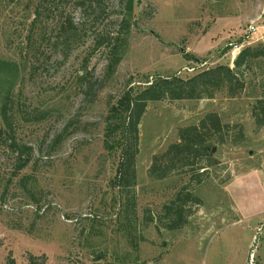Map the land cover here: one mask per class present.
<instances>
[{
    "label": "rangeland",
    "instance_id": "374dc122",
    "mask_svg": "<svg viewBox=\"0 0 264 264\" xmlns=\"http://www.w3.org/2000/svg\"><path fill=\"white\" fill-rule=\"evenodd\" d=\"M90 1L0 0V102L14 81L11 132L0 116L6 130L0 135V264L9 254L15 264H27V253L44 254L45 264H252L246 251L264 250V222L257 230L238 222L220 231L216 223L237 217L225 184L264 169V126L257 127L251 114L263 97L264 57L242 70L244 89L236 97L219 91L211 99L147 103L130 189L136 199L131 235L124 193L112 183L118 135H105V119L109 102L128 88L218 64L232 67L242 48L264 46V15L257 19L264 0H131L130 9L129 0ZM37 4L42 21L31 26ZM66 18L74 28L61 43ZM252 21L258 26L253 33ZM207 113L229 125L227 143L213 145L214 165L193 187L200 204H188L186 223L168 230L155 215L188 174L155 179L148 169L154 155L178 141L181 128ZM8 134L32 149L29 165L16 175ZM144 214L154 218L145 226Z\"/></svg>",
    "mask_w": 264,
    "mask_h": 264
},
{
    "label": "trees",
    "instance_id": "16d2710c",
    "mask_svg": "<svg viewBox=\"0 0 264 264\" xmlns=\"http://www.w3.org/2000/svg\"><path fill=\"white\" fill-rule=\"evenodd\" d=\"M38 1V0H37ZM99 4V0H91L89 4ZM131 8V0L128 9ZM41 6L35 5L33 8V18L31 26L42 21ZM58 37H62L61 43L66 42L67 37L72 32L73 22L71 18H66ZM118 39V38H116ZM57 43V42H56ZM117 47L113 46L112 52H116ZM228 47L224 48V52ZM264 57V46H246L242 48L233 60V66L225 64L205 68L192 76L181 78L179 76L157 77L152 81H146L140 90L128 88L123 91L114 102H109L106 122V136L114 137L118 135V140L112 141V147L120 149V160L117 166L113 184L119 187L124 193L123 214L125 225L129 235L136 219V199L134 193H130L135 184V156L137 154L138 125L145 111L147 103L150 101H160L164 99H211L219 91H225L229 97H236L244 89V79L242 70L251 67V63L257 57ZM188 57V56H187ZM11 64V63H10ZM35 71L32 63L29 73ZM84 78L83 76L79 77ZM12 82H7V88L1 96L0 116L7 129L12 131ZM91 91V86L87 84L85 92ZM263 97L258 98L252 106L251 114L257 127L264 126V92ZM229 125L222 123L216 113H207L196 124L183 127L178 132V141L170 144L164 152L152 157L151 165L148 169L149 175L155 179H163L171 172L188 174V179L174 193L173 197L165 203L160 211L155 215L164 228L168 230L179 229L186 223L191 210L188 204L199 205L200 199L193 194V187L199 185L208 175V169L214 165L211 156L213 145L227 143L226 135ZM6 130L0 128V135ZM238 135H242L238 129ZM10 140L8 148L13 153L14 173H20L25 169L32 158V149L25 144L16 142L11 136H5ZM58 139L53 140V144ZM26 177L19 179L21 185H25ZM39 207V206H38ZM143 225L151 223L153 216L144 214ZM27 264H45L44 254H26ZM5 264H15L14 258L9 254Z\"/></svg>",
    "mask_w": 264,
    "mask_h": 264
},
{
    "label": "crops",
    "instance_id": "0c3cea01",
    "mask_svg": "<svg viewBox=\"0 0 264 264\" xmlns=\"http://www.w3.org/2000/svg\"><path fill=\"white\" fill-rule=\"evenodd\" d=\"M225 190L237 217L231 223L226 222L224 217H219L216 225L219 221L221 226L217 230L235 226L239 224L238 222L247 223L245 227L251 230L260 228L264 222V169L256 167L245 173L235 175L225 184ZM246 252V257L250 254L249 258H252V264H264V250L258 248L255 251L252 250L251 253V247H249ZM236 264H240V262Z\"/></svg>",
    "mask_w": 264,
    "mask_h": 264
},
{
    "label": "built area",
    "instance_id": "2783aa9c",
    "mask_svg": "<svg viewBox=\"0 0 264 264\" xmlns=\"http://www.w3.org/2000/svg\"><path fill=\"white\" fill-rule=\"evenodd\" d=\"M260 14H261V15H259V16L257 17V19H258V18H261V16L264 15V5H263V9H262V11H261ZM257 28H258V26L254 25V21L250 22V26H249V30H250V32H252V33L255 32V31L257 30Z\"/></svg>",
    "mask_w": 264,
    "mask_h": 264
},
{
    "label": "water",
    "instance_id": "95a60500",
    "mask_svg": "<svg viewBox=\"0 0 264 264\" xmlns=\"http://www.w3.org/2000/svg\"><path fill=\"white\" fill-rule=\"evenodd\" d=\"M214 149H215V147L212 148V150H211L210 153H212V151H214ZM249 252H250V251H249ZM249 255H250V254H249ZM249 255H248V257H247V263H249Z\"/></svg>",
    "mask_w": 264,
    "mask_h": 264
}]
</instances>
